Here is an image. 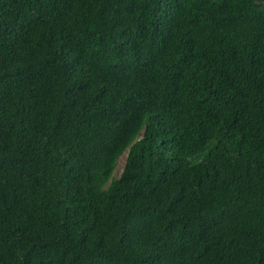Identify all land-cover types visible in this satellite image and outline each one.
Returning <instances> with one entry per match:
<instances>
[{
	"label": "trees",
	"instance_id": "1",
	"mask_svg": "<svg viewBox=\"0 0 264 264\" xmlns=\"http://www.w3.org/2000/svg\"><path fill=\"white\" fill-rule=\"evenodd\" d=\"M0 264H264V0H0Z\"/></svg>",
	"mask_w": 264,
	"mask_h": 264
},
{
	"label": "rangeland",
	"instance_id": "2",
	"mask_svg": "<svg viewBox=\"0 0 264 264\" xmlns=\"http://www.w3.org/2000/svg\"><path fill=\"white\" fill-rule=\"evenodd\" d=\"M122 168H123V162L121 161V163L119 164V167L117 169V172H116L117 177L120 176Z\"/></svg>",
	"mask_w": 264,
	"mask_h": 264
}]
</instances>
